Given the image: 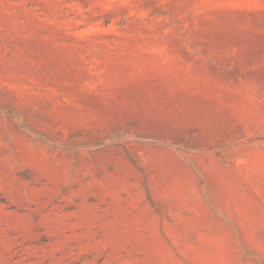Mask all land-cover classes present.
Wrapping results in <instances>:
<instances>
[{
    "label": "rangeland",
    "instance_id": "obj_1",
    "mask_svg": "<svg viewBox=\"0 0 264 264\" xmlns=\"http://www.w3.org/2000/svg\"><path fill=\"white\" fill-rule=\"evenodd\" d=\"M0 264H264V0H0Z\"/></svg>",
    "mask_w": 264,
    "mask_h": 264
}]
</instances>
